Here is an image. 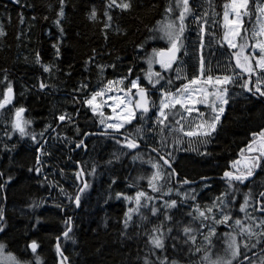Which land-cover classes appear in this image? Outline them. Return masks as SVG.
<instances>
[{
    "label": "trees",
    "instance_id": "16d2710c",
    "mask_svg": "<svg viewBox=\"0 0 264 264\" xmlns=\"http://www.w3.org/2000/svg\"><path fill=\"white\" fill-rule=\"evenodd\" d=\"M124 2L131 6L109 7L110 0H0V101L9 85L14 91L10 103L0 108V244L17 264H61L56 239L70 220L68 237L59 241L68 264L201 262L202 247L208 246L206 231L219 233L229 225L216 223L225 214V200L244 197L243 190L250 198V190H264V160L243 182L229 185L219 177L225 170L246 171L244 161L251 155L247 147L253 134L264 130V97L253 89V76L251 92L241 87L249 75L235 70L233 50L224 41V6L230 0H190L179 64L168 73L161 71L163 79L155 85L145 80V58L153 46L166 47L156 28L177 17L178 3L117 0V5ZM249 8L246 29L256 23L251 2ZM201 55L211 68L205 75L238 76L227 85L228 103L215 132L188 137L184 132L191 127L181 119L182 108L166 110L165 127L157 123L155 101L198 76ZM259 76L264 79V74ZM133 79L154 90L149 92L155 104L119 131L102 129L101 116L86 99L109 81L123 80L118 86L127 89ZM260 87L264 90V83ZM19 108L24 109L23 120L30 122L24 135L14 127ZM203 109V119L210 120L209 107ZM62 115L64 120L59 119ZM87 132L86 150H76ZM127 139L137 147H127ZM234 161H240L236 168ZM154 170L163 175L153 182L157 190L148 181ZM84 181L87 187L77 208L75 197ZM138 193L144 194L139 204ZM225 193L221 203L217 197ZM172 201L176 205L169 207ZM230 206L235 213L238 203ZM252 233L243 232L246 241L255 237ZM153 237H160L164 247L156 248ZM32 241L38 245L35 252L29 250ZM261 255L259 263L264 264V251Z\"/></svg>",
    "mask_w": 264,
    "mask_h": 264
},
{
    "label": "snow or ice",
    "instance_id": "6c2138e0",
    "mask_svg": "<svg viewBox=\"0 0 264 264\" xmlns=\"http://www.w3.org/2000/svg\"><path fill=\"white\" fill-rule=\"evenodd\" d=\"M183 4V11L180 13L179 16V27L178 29H174V24H168L163 29L165 32L166 37L169 40L170 47L167 49H161V50H153L152 56L148 59V66L149 70L146 73V78L148 79L149 83L155 84L159 83L160 79H163L161 74L159 72H153L152 71V65L153 63H158L161 68L165 70H172L173 64L178 61L177 53L181 51V36L185 30V24L184 19L185 16L191 11L189 8V0H181ZM250 2L254 5V11L256 14V23L255 26L251 30L250 36L243 35V32L246 31L243 28V17L250 16L252 14V10H250L249 5ZM118 6L122 9H127L131 5L130 3L124 2L117 5V0H110L109 7L111 6ZM224 11V27L227 29V31L224 34V40L227 41L228 46L233 49H239V51L234 52L233 56L236 58V67L240 68L243 72L249 74V80H246L241 87L247 89L249 92L252 91V88L249 87V83L251 82V76L254 74H257L258 72L261 74H264V0H230V4H226ZM168 11H171V8L168 9ZM230 12L233 14V18L230 19ZM61 15H63V12H61ZM92 17L95 18V12L92 13ZM2 34V33H0ZM240 40L242 42H237V40ZM253 39L255 40V44L253 47L259 49V56L254 57L250 55H245L244 50L248 47V40ZM253 60H255V63L253 64ZM48 69L45 68V71ZM177 73L181 71V69H176ZM211 68L206 67L205 63V57L203 55L200 56L199 59V75L195 76L194 78L188 80L186 84H183L181 88L177 89L175 93L172 92H165L163 93V99L161 101L160 105V112L159 116L157 118V123L160 125H165V121L168 120V113L166 110L168 109H175L177 105H179L181 108L185 110L189 115L193 111H196L199 115L200 122L197 124H194L191 126V130L184 132V127L181 125L179 128V131L184 132L185 136L188 137H210L213 132H215L217 125L220 121L221 115L224 113V107L223 105L228 103V100L226 98L228 88L227 85L234 82L233 76L225 75L223 77H213L210 73ZM156 78L155 81H153V78ZM181 77L179 74L177 75V79H180ZM123 80L120 81H109L108 85L105 87V89L96 92L92 95V97L86 101L87 104L90 106H93V112H96L97 109L100 107V105H96L94 102L96 101L97 97H103L106 92H111L113 90L112 85L114 84H122ZM168 83H172L171 80L168 81ZM257 87L255 91L260 94V96H264V90H261V87H259L260 84L264 83V79H261L260 76H257ZM41 88L45 87V85L41 84ZM206 86H211L215 91H208V88ZM132 89H136L137 91L133 94ZM117 91H125L124 89H117ZM7 93L4 97L3 101H0V108H3L6 104L10 103L11 97L10 94L12 93V88L9 85L7 89ZM135 95L138 97L135 100L132 99H125L120 96H110L109 99H111L116 107H122V110H124L123 116H118L117 119L122 121L115 124H109L108 127L113 128L116 131H119L120 128L124 126V124L131 123L132 120L135 118V112L136 110H140L141 113H147L149 111L151 101L148 97V92L145 88L140 87L137 80L131 81V87L127 89L125 92V97H129ZM216 101H219L220 104L217 105ZM197 104H205L209 108H211L213 113H216L210 120L209 119H203L204 113L199 112V109L195 106ZM128 105H132V107H128ZM116 107H113V111H116ZM24 112L23 108H19L16 110V120L14 123V127L22 134L25 133V127L24 125L27 123H30L29 121H25L22 118V114ZM103 113H101L102 115ZM65 116H60V120H64ZM181 119H184L182 116ZM101 123H104L102 120ZM176 123H180V121H176ZM167 127V125H165ZM139 131V130H138ZM163 131V129H161ZM207 142L206 140L204 141ZM82 143V142H81ZM79 146V145H78ZM127 147L129 148H136L137 143L132 139H127ZM155 150V149H154ZM249 154L244 161V167L246 171L241 172L239 175H237L234 172L226 171L224 173V177L228 180L229 185H231L232 181H241L248 179L253 175V171L255 168L260 167L261 160H264V130H261L259 133L253 134V141L248 145L247 150ZM243 152V150H242ZM167 163V161H165ZM240 163V161H234L233 167L236 168L237 165ZM156 167V165H154ZM37 171H39L37 169ZM239 171V169H237ZM80 175L79 173L77 174ZM160 178V173L157 172L153 175V177L150 180V186L153 188V190L156 189L155 183L152 181L157 180ZM184 183H188L187 180L184 181ZM87 187V184H85V188ZM84 189H81L83 191ZM143 193L137 194V203L139 204V197L143 196ZM225 194H222L221 197H217V200H219L221 203L224 202V196ZM261 197H264V192L260 193ZM249 199L250 196H246L244 203L241 205L240 210L246 211V209L249 207ZM80 197L77 195L75 197V202L77 205L79 204ZM176 205L175 201H172L169 207H174ZM213 207H219V205L215 204ZM212 207H209L206 209L208 213L212 212ZM261 212H264V207H261L259 209ZM200 216L207 219L204 211H200ZM2 213H0V219H2ZM131 217L129 216V219ZM231 217L229 215H223V219L216 221V223H227ZM255 219V218H252ZM68 223V221H66ZM261 224H264V220L260 222ZM236 225H241L242 221L237 219L235 221ZM259 226V225H258ZM71 229L69 228V231ZM154 231H159V229H154ZM184 231L186 233H190L192 230L190 228H185ZM241 231H248L251 233V228H241ZM69 232L66 231L63 233L65 237H68ZM214 234V230H213ZM261 235H264V233H261ZM209 239V238H206ZM151 243L156 248H163V242L159 237H153L151 240ZM211 243V240L209 239V244ZM33 252L36 251L38 245L35 241L32 242L30 245ZM247 247V245H245ZM255 247V245H253ZM229 248L232 250L231 255L233 258L237 257L239 252V246L236 244L235 238H233L232 243L229 244ZM4 251V245L0 244V255L3 254ZM199 251V249H198ZM57 253L61 256L63 255L60 250V245L57 244ZM247 259V257H245ZM8 261L12 262V264H17L16 258L13 257L10 253L7 257ZM67 257H63L61 260V264H63L64 260H66ZM205 260L208 261V264H220L218 260L213 261L211 260L210 256H205ZM226 264H231V260L227 261Z\"/></svg>",
    "mask_w": 264,
    "mask_h": 264
},
{
    "label": "rangeland",
    "instance_id": "374dc122",
    "mask_svg": "<svg viewBox=\"0 0 264 264\" xmlns=\"http://www.w3.org/2000/svg\"><path fill=\"white\" fill-rule=\"evenodd\" d=\"M206 1H208V0H206ZM189 2H190V0H189ZM175 3H178V4H176L177 7H178V10H179L177 17L175 19L171 20V21L168 20V21H163V22L159 23L158 26H157V28H156L157 32L159 34H161V38L158 37V40H161V41H163L166 44V47L165 48L170 47V43H169V40L166 37L165 32H164L163 29L168 24H174L175 25L174 29H172L173 31H175V29H178L179 23H180V21H179L178 18L180 16V13L183 11V4H182L181 0H176ZM228 4H230V2ZM188 14H189V16L191 15L190 12ZM188 14L185 16V19H184L185 27H186V22L188 20ZM232 18H233V14H231V12H230V19H232ZM224 23L225 22H224V19H223V25H224ZM243 25H244V17H243ZM254 25H255V23H254ZM248 29H249V33H248ZM244 30H246V31L243 32V35L250 36L252 28H247L246 29V27H245ZM226 31H227V29L225 28V32ZM225 32H224V34H225ZM200 33H201V37L203 38L204 37V34H205V26L204 25L201 26V32ZM249 40H248L249 46L244 50V54L245 55L254 56V57H258L259 56V49L253 47V45L255 44V40H253V39H249ZM237 42L239 43V39L237 40ZM225 43L228 45L227 41H225ZM181 44H182V47H181V50H182L183 47H184L183 34L181 36ZM231 49L233 50V52L239 51V49H233V48H231ZM153 50H159V49L158 48H155L153 46L152 49L146 55V58H145V64H146L145 71L146 72H145V75H144L145 78H146V73L149 70L148 59L152 56ZM254 63H255V60H253V64ZM177 64H179V63L178 62L174 63L173 64V68L176 67ZM152 71L153 72H159L161 74V76L163 77V73L164 72H161V71H166L168 73L170 70H165V69L161 68V66L158 63H153V65H152ZM238 74L243 75L242 73H239V72H238ZM238 74L237 75L234 74L233 77H237ZM258 75H259V72L257 74L252 75L253 78L255 79L254 80V83L252 85V87H253L254 90L257 87L256 81H257V76ZM219 77H223V76H219ZM153 79L155 80L156 78L154 77ZM133 80H137L138 83H139V80L138 79H133ZM133 80H131V81H133ZM145 80H147V78ZM131 81L128 82L127 89L131 87ZM186 83H184V84H186ZM155 84H152V85H155ZM139 85H140V87L145 88L147 90L149 100L152 102L151 105L152 104H155V103H153V101H155V98L156 97L155 96H151L150 95V92H149V91H154V90H152L150 88H147L146 86H142L140 83H139ZM182 85L179 88H181ZM206 87L208 88V91H210V92L211 91H215V89H213L211 86H206ZM259 87H260V85H259ZM112 88H113V90L111 92H106L103 97H97L96 101L94 102L96 105H100V107L97 109L96 113H98L101 116L102 120L104 121V125L101 128L102 129H105V130H114L113 128L108 127V125L109 124H115V123L122 122V121L118 120L117 117L124 115V110H122V107H116L114 105L113 101L111 99H109L110 96H120L122 98L132 99V100H135V99L138 98L135 95H132V96H129V97H125V92L127 91V89H124L125 91H117V89H122V88H120V86H118V84L112 85ZM176 90L171 91V92L172 93H175ZM136 91H137L136 89H132V93L133 94ZM91 97H89L88 99H86V101L89 100ZM262 97H264V96H262ZM163 98H164L163 97V93H161V94H159V97H157L156 98V101H155L156 104L159 106V110L157 112V115L158 116H159V112H160L161 101H162ZM216 103H217V105L220 104L219 101H216ZM151 105H150V107H151ZM205 106H207V105H205V104H197L195 107L199 109V112H202V113L206 114V111L203 109ZM90 107H91V109L93 111V106H90ZM113 107H116V111H113ZM128 107H132V105H128ZM223 107H224V105H223ZM182 110L184 112V119H185L186 123H188V126L191 127L192 125L197 124V123L200 122V119L201 118L199 117V115H198V113L196 111H193L191 113V115H189L187 112H185V110L183 108H182ZM138 112H140V110H136L135 117H136V115H137ZM101 113H103V114L101 115ZM209 114H210L211 117H213L216 113H213L212 110H211V108H209ZM155 163L156 164H160L159 160H155ZM154 165L155 164H153V168L156 169V167H154ZM157 172H159L160 173V176L163 177L161 171L154 170V173H152V175L148 179L149 182H150L151 178L153 177V175L155 173H157ZM237 175H239V174H237ZM159 179L160 178H158L157 180H159ZM155 181H152V182H155ZM224 215H228V214H224ZM244 216L247 218V221H248L247 228H249L250 226H252V232L258 233V232L264 231V224H261L260 223L262 220H264L263 218H256V217H254V215L251 214L249 208H247L246 211H244ZM252 218H255V219H252ZM213 230L214 229H210V230L208 229L206 231V233H205V237L206 238H209L211 240V238L215 234V230H214V234H213ZM224 231L226 233L223 235V239L221 240V243H219V241H217V243H214V241L211 240V243L209 244V239L208 240L206 239L205 244H208V246L206 248H205V246L202 247L201 262L192 261L189 264H208V261L204 259V257L206 255L207 256H210L211 257V260H213V261L218 260L220 262V264H226V262L229 261V260H231V264H234V262L236 261L237 257H235V258L232 257V255H231V251L232 250L229 248V244L232 243L233 238H236V236H237L236 233L240 232L241 229H239V226L235 224V221H232V225L230 227H228L227 229L225 228ZM243 232L248 233V231H243ZM243 232L241 231L242 236H243ZM236 244L237 245L240 244V247L247 245V243L245 242V240H243L242 238H240L239 241L236 242ZM8 254L9 253L3 251V254L0 255V264H12V262L8 261V259H7ZM12 256L15 257L14 255H12ZM167 264H186V263L181 262L179 260L172 259V260H169L167 262Z\"/></svg>",
    "mask_w": 264,
    "mask_h": 264
},
{
    "label": "flooded vegetation",
    "instance_id": "af4514ba",
    "mask_svg": "<svg viewBox=\"0 0 264 264\" xmlns=\"http://www.w3.org/2000/svg\"><path fill=\"white\" fill-rule=\"evenodd\" d=\"M184 181L182 182L183 184H185ZM243 191L246 193L244 197L236 198V200H232V201L229 199L225 200V204L223 205V208L225 209V214H228L231 217V219L228 221L229 225L225 226L224 229L230 227L231 221H236L237 219H240L242 221V224L238 225L239 229L241 228L247 229L248 226L247 218L244 216V211L240 210V207L244 203L245 197L247 196V192H248L247 190H243ZM259 191L260 190H250L253 196L249 199L251 203H249L248 208L250 209V212L252 215H254V217L264 219V212H261L259 210L261 207H264L263 204L264 197L260 196V193L264 192V190L260 192ZM231 192H232L231 190L227 191V193H231ZM233 202L238 203L237 211L235 213L232 212V208L230 206V203ZM224 229L219 233L214 229L215 234L212 237L214 243H217L216 241L217 238L219 239V243H221V240L223 239V235L226 233ZM251 232H252V228H251ZM261 233H264V231L258 233L253 232L252 234L255 237L248 238L247 241L246 238L242 236L241 231L236 233L237 234L235 238L236 242H238L239 239L242 238L247 243V247L245 246L240 247V244H238L240 254L237 256V259L234 262V264H260L259 258L260 256H262L261 254L264 251V235H261ZM251 242H255V244H252ZM253 245H255V247H253ZM245 257H247V259Z\"/></svg>",
    "mask_w": 264,
    "mask_h": 264
},
{
    "label": "water",
    "instance_id": "95a60500",
    "mask_svg": "<svg viewBox=\"0 0 264 264\" xmlns=\"http://www.w3.org/2000/svg\"><path fill=\"white\" fill-rule=\"evenodd\" d=\"M10 1H14V0H10ZM162 49H167V48H162ZM161 50V49H160ZM177 56H179V53H177ZM232 59H233V64H234V68L239 72V73H242V74H244V75H249L248 73H245V72H243L240 68H238V67H236V58L233 56V54H232ZM8 89V88H7ZM7 89L5 90V94L4 95H6V94H8L7 93ZM10 97H11V100L14 98V91H13V89H12V93L10 94ZM14 118L16 119V114H15V116H14ZM90 135V133L89 132H87L85 135H84V137H83V139H82V143L80 142L76 147H75V149L77 150V149H79V148H83L84 149V151L86 150V146H85V139L87 138V136H89ZM160 161L167 167V168H171V165H170V163L168 162V160L164 157V156H160ZM165 161H167V163H165ZM226 171H230V170H225L223 173H222V175H220L219 177L222 179V180H227L225 177H224V173L226 172ZM81 172V171H80ZM82 173V172H81ZM254 173L255 172H253V175H254ZM252 175V176H253ZM251 176V177H252ZM83 177V176H82ZM250 178V177H249ZM83 179H84V177H83ZM207 179H209V177L208 178H202V179H200V180H207ZM85 184H86V182L84 181L83 182V185H82V187L80 188V190H79V192H78V194L77 195H79V197H80V195H81V189H84V187H85ZM75 204H76V207L78 208V205H77V203L75 202ZM69 228H71V220L69 221V227L67 228V230H65L64 232H66V231H68L69 232ZM63 232V233H64ZM63 233L60 235V236H58L57 237V239H56V248H57V244H59V241H60V239L61 238H63V237H65L64 235H63ZM33 242V241H32ZM32 242H30V244H29V250L31 251V252H33L32 251V249H31V247H30V245L32 244ZM63 257H65L64 255H62V258ZM64 262H65V264H68V262H67V260H64Z\"/></svg>",
    "mask_w": 264,
    "mask_h": 264
}]
</instances>
